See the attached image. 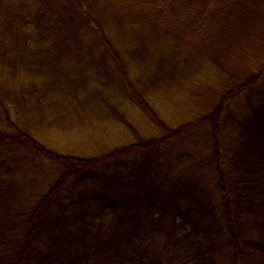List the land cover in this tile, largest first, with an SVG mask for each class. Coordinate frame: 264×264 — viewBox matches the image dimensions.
<instances>
[{
    "label": "trees",
    "instance_id": "1",
    "mask_svg": "<svg viewBox=\"0 0 264 264\" xmlns=\"http://www.w3.org/2000/svg\"><path fill=\"white\" fill-rule=\"evenodd\" d=\"M202 75L162 119L156 88ZM124 103L161 136L87 158L11 117L130 126ZM0 113V264H264V0H0Z\"/></svg>",
    "mask_w": 264,
    "mask_h": 264
},
{
    "label": "rangeland",
    "instance_id": "2",
    "mask_svg": "<svg viewBox=\"0 0 264 264\" xmlns=\"http://www.w3.org/2000/svg\"><path fill=\"white\" fill-rule=\"evenodd\" d=\"M155 70L151 74H154ZM204 75L200 79L194 80L188 79L186 82L177 89H172L171 93L168 90L156 88V98L159 100L155 102L154 109L159 110V115L162 119L175 126L180 123H189L190 121L184 120L187 113H194L197 111V105L200 103L199 97L203 94H196L197 81L200 82ZM213 78H210L209 83L213 87L209 93V97H213L219 92V85L214 82ZM155 86L151 85L148 89L152 90ZM126 103L123 104L126 107ZM158 107H157V106ZM186 105L185 107H182ZM124 112L128 115V126L114 120L106 119L105 122L93 121L87 123V125L76 126L74 129L63 130V124L58 126H33L34 123H38L39 118L30 114L25 117L18 116L16 110L12 113V119H20L21 125H30L29 130L35 132L37 139L41 140L49 149L62 154H69L78 157H95L104 155L114 147L124 145L128 142H137L139 140H150L153 137L161 136L162 132L158 129V126L148 119L147 115L133 105H129L124 109ZM0 129H6L5 120L0 113Z\"/></svg>",
    "mask_w": 264,
    "mask_h": 264
}]
</instances>
